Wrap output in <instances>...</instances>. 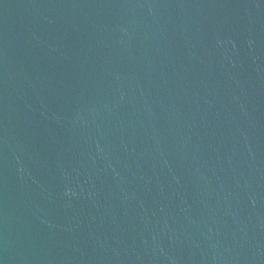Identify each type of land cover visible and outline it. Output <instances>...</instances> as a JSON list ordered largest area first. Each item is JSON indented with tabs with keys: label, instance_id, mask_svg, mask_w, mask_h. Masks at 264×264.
Listing matches in <instances>:
<instances>
[{
	"label": "water",
	"instance_id": "obj_1",
	"mask_svg": "<svg viewBox=\"0 0 264 264\" xmlns=\"http://www.w3.org/2000/svg\"><path fill=\"white\" fill-rule=\"evenodd\" d=\"M0 264H264V0H0Z\"/></svg>",
	"mask_w": 264,
	"mask_h": 264
}]
</instances>
